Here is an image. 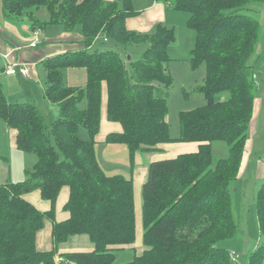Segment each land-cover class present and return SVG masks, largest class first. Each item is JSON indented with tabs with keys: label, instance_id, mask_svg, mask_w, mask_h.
I'll use <instances>...</instances> for the list:
<instances>
[{
	"label": "trees",
	"instance_id": "obj_1",
	"mask_svg": "<svg viewBox=\"0 0 264 264\" xmlns=\"http://www.w3.org/2000/svg\"><path fill=\"white\" fill-rule=\"evenodd\" d=\"M189 13L195 31L190 62L205 64V77L196 88L205 104L178 114L179 136L171 138L167 122L168 46L171 27L158 23L152 32L129 30L126 19L137 14L133 0H2L4 17L27 15L31 30L60 24L67 32L80 28L82 46L41 61L46 72L44 95L58 106L47 126L37 106L7 102L0 80V116L15 130V147L36 160L25 178L0 184V264H111L116 252L133 248L135 208L133 182L107 175L95 157L102 84L106 86V117L121 126L108 143L124 144L130 163L135 153L172 141L196 142L197 150L153 161L141 187V254L121 264H237L217 243L232 237L236 223L230 187L238 179L247 128L253 111L256 80L250 64L260 23L251 4L264 0H156ZM45 8L40 21L31 9ZM102 34L121 46L146 44L140 58L124 60L110 49H88ZM81 67L84 87L68 86L62 70ZM86 100V106L80 107ZM84 128L88 138L79 137ZM224 141L227 153L213 162L212 144ZM69 196L67 218L55 220L61 189ZM37 190L50 207L40 211L24 196ZM255 213L263 242L245 264H263L264 181L255 195ZM44 219L52 221L54 247L36 248L35 237ZM86 234L89 251L58 253L70 235ZM58 259V262L56 261Z\"/></svg>",
	"mask_w": 264,
	"mask_h": 264
},
{
	"label": "rangeland",
	"instance_id": "obj_2",
	"mask_svg": "<svg viewBox=\"0 0 264 264\" xmlns=\"http://www.w3.org/2000/svg\"><path fill=\"white\" fill-rule=\"evenodd\" d=\"M147 1L148 0H135V5L136 7L138 6L137 8H139L144 6ZM163 4L164 6L166 5V3ZM250 7L257 10L264 9V5L262 4H251ZM31 10L33 11L34 15L37 16L36 18L38 20L45 21L48 19V13L45 8L41 7L37 10ZM166 10V21H161L160 24L173 28L175 34V39L173 42H171L168 48V55L170 57L168 70L173 78V82L167 90V122L169 125L170 136L177 138L179 136V112L183 110L194 109L204 105L206 102L204 95L196 89L204 80L205 64L201 62L194 68L191 66L190 57L191 50L193 49L195 43V31L188 25L189 13L182 10H176L171 6H168ZM0 14L1 18H3L5 21L15 24L18 31H21V29L26 26L30 31L29 34H31L32 31L30 27V21L26 14L19 18L4 17L1 11V6ZM254 16L260 23V29L258 41L255 45L254 53L251 56L250 64L253 67V73L256 80L255 98L261 99V118L264 123V13L261 15L259 11L258 13H255ZM59 26L51 25L45 29H41L39 32L42 35L45 34L46 31H49L51 35H55L57 28L61 29L60 27H62ZM75 30L80 31V28L77 27ZM153 30H151V32ZM40 42H42V39H40ZM40 42L36 49H40L42 47ZM146 46V44H138L124 47L119 44H115L111 40H106L102 34H99L91 48L88 49V52H93L94 50L110 49L118 52L124 60H136L140 58ZM36 49L30 50L34 51ZM38 69H40L38 71L40 74V79H38L36 83L34 82V84L31 82V79H26L24 77L22 78L18 72L9 78L3 77L1 82L4 93L7 96V100L9 102H36L37 107L45 118L47 126H50L51 122L56 118V115H53V113L50 111V105H52L51 102H48V100L44 97L46 73L43 66L40 64L38 65ZM42 87L43 93L41 91ZM85 105L86 100L83 99L80 103V107L84 108ZM4 126V120L0 116V184L23 180L26 176L25 171L32 169V166L36 160L32 153H25L11 145L10 133L5 129ZM78 133L80 138H87L86 130L84 128H80ZM115 146H120L123 147V149H127L124 144L119 143ZM225 148H227V144L224 141H218L212 144V165L216 160L225 156ZM125 151L126 152L122 153V155L117 151L114 156L118 162H121L122 159V162L124 161V163L129 165L130 161L128 153L127 150ZM112 152H114V149H112ZM118 172H121L119 174H122L125 177H130L131 175L128 168H120ZM253 185L254 184H251V181L249 183H247V181L241 183L236 180L230 187L232 195V212L237 228L235 234L232 237L221 240L217 243L218 247L224 248L229 253L234 252L239 256V258L235 259L237 264H245L247 255L258 244L263 242V238L261 237L258 230L255 213L254 192H256L258 187L254 189ZM31 195L32 194H28L26 196L27 199L32 205L39 207L40 205L30 197ZM134 200L137 238L135 237L133 248H126L116 252L115 260L111 264H121L126 262L130 260L134 254H141L144 250L141 238L143 226L141 220L142 198L140 192L138 197H134ZM41 201L45 202L43 199ZM61 201H66L63 200V192L59 198L58 205L62 204ZM60 212H64V208H59L58 214ZM139 238L141 239V242H139ZM88 241L89 239L86 234H76L67 240L65 246L72 247L73 245L76 248L83 249L88 245ZM37 243L39 248L40 244L38 238Z\"/></svg>",
	"mask_w": 264,
	"mask_h": 264
},
{
	"label": "crops",
	"instance_id": "obj_3",
	"mask_svg": "<svg viewBox=\"0 0 264 264\" xmlns=\"http://www.w3.org/2000/svg\"><path fill=\"white\" fill-rule=\"evenodd\" d=\"M1 1L2 0H0V6H1ZM262 5H264V3ZM168 6L169 5L167 4L164 6L163 3L156 0H148L144 6L137 8L138 6L136 7L134 0L133 7L137 11V14L126 19L127 29L136 30L140 32H151V30H153L158 23H160L161 21L162 22L166 21V11H167L166 9L168 8ZM258 11H260L261 15L262 13H264V9ZM57 25L59 26V24H55V26ZM60 28L61 29L57 28V32H55V35H51L49 31H46L45 34L41 35L39 32L41 29L38 28H36L35 30H31L38 32L35 38L37 40V45L35 47H31L30 43L31 40L33 39L32 32L31 34H29L30 31L26 26L22 28L21 31H18L15 24L5 21L3 18H1V14H0V62H1L0 80L3 77L9 78L17 74V72L23 78L24 76H22L18 71V67L22 66L27 69V76L24 78L31 79L32 80L31 82L34 84V82L36 83V81L40 79V74L38 73L40 69H38V65L39 64L42 65L41 61L43 59L64 53L66 51H77L79 48H81L82 39H83L81 35V31L75 30L73 32H67L63 29V27ZM40 39H42V42H40ZM39 42L42 44V47L40 49H36L39 45ZM28 48L36 49V50L31 51ZM168 48H167V52H168ZM15 63L19 65L15 67L16 70L15 73L6 74L5 69L11 64H15ZM62 72H63L64 82L66 85L74 86V87L85 86L86 72L83 68L69 67L62 70ZM41 91L43 93V87ZM44 92H45V88H44ZM6 100H7V96H6ZM7 102L9 101L7 100ZM30 103L36 105V102H30ZM51 104L52 105H50V111L53 113V115H56L57 117L58 106L53 103ZM261 114H262L261 99L255 98L253 101V111L247 128V135H246L241 165L237 179V181L241 183L244 181H247V183H249L251 181V184H254L253 185L254 189L257 187L259 188L261 183L264 181V123L262 121ZM4 127L10 133L11 145L14 148H16L14 144V139L16 134L15 130L10 129L6 125V123ZM120 131H121V126L119 123L107 120L106 86L103 83L101 89L99 131L95 136V146H94L95 157L97 159L98 164L102 168L103 172L107 175H122L119 174L121 173L118 172L119 169L128 168L129 172L131 173L129 178H131L133 182V193L135 198L139 196V192L141 194V187L147 179L148 166L151 162L164 158L174 157L181 153L194 152L197 150L198 147V144L196 142L172 141L168 143H163L158 145L157 149L138 151L134 155L133 162L127 165L126 163H124V161L122 162V159L121 162H118L114 156L117 151L122 155V153L126 152L125 150L127 149H123V147L120 146L119 147L115 146L118 145L119 143L106 142V136L109 133L120 132ZM227 148L224 149V153H227ZM112 149H114V152H112ZM258 188L256 189V192ZM62 192H63V200L67 201L69 196V188L67 186H64L59 192V195L57 197L56 205H55L56 221L64 220L68 216V213L65 210L64 212H60L58 214V209L59 208L63 209V206L66 203V201H64L65 203L61 201L62 204L58 205V201ZM256 192H254L255 195ZM28 194L29 195L32 194L30 197L40 205L39 207L33 205L35 206V208H37L40 211H46L49 209L50 207L49 202L47 200H45L46 203L44 201H41L42 198L40 197V194L37 190L27 193L24 196V198L29 202V200L26 197ZM134 208H135V200H134ZM141 220H142V213H141ZM256 222H257V218H256ZM51 230H52V221H50L49 219H44L43 226L40 230L37 231L35 237V245L38 250L48 251L54 247ZM142 234L143 231L141 232V238H142ZM75 235H70L67 238V240ZM135 237L137 238L136 223H135ZM37 238L40 244L39 248L37 246L38 244ZM67 240L58 244L57 246L58 253L67 252V251H80V250L89 251L93 247L90 240L88 241V245L85 246V248L83 249L76 248L73 245L72 247L65 246ZM139 240H140L139 242H141L140 238ZM56 261L58 262V259H56Z\"/></svg>",
	"mask_w": 264,
	"mask_h": 264
},
{
	"label": "built area",
	"instance_id": "obj_4",
	"mask_svg": "<svg viewBox=\"0 0 264 264\" xmlns=\"http://www.w3.org/2000/svg\"><path fill=\"white\" fill-rule=\"evenodd\" d=\"M38 34L37 31H32V36H33V39L31 40V43H30V46L31 47H35L37 45V40L35 39L36 38V35ZM16 66H19L18 64H11L10 66H8L6 69H5V73L6 74H12V73H15V67ZM18 71L20 72V74L24 77L27 76V69L25 67H22V66H19L18 67ZM229 256L230 258L235 261V259L239 258V256L234 253V252H230L229 253Z\"/></svg>",
	"mask_w": 264,
	"mask_h": 264
}]
</instances>
